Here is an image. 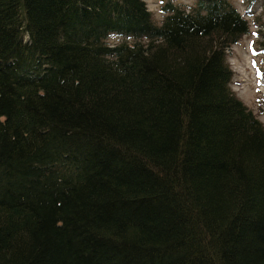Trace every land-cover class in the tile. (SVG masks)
<instances>
[{
  "label": "trees",
  "instance_id": "obj_1",
  "mask_svg": "<svg viewBox=\"0 0 264 264\" xmlns=\"http://www.w3.org/2000/svg\"><path fill=\"white\" fill-rule=\"evenodd\" d=\"M160 12L0 0V264H264V124L227 60L249 22Z\"/></svg>",
  "mask_w": 264,
  "mask_h": 264
},
{
  "label": "rangeland",
  "instance_id": "obj_2",
  "mask_svg": "<svg viewBox=\"0 0 264 264\" xmlns=\"http://www.w3.org/2000/svg\"><path fill=\"white\" fill-rule=\"evenodd\" d=\"M148 9L153 13L157 24L163 17L160 12L161 0H145ZM175 3L191 5L194 0H173ZM234 6L249 22V33L244 35L238 44L232 46L228 54V62L233 71L231 88L259 120L264 124V62L263 54L258 49L261 39L258 32L264 31L260 25L264 21L261 0H231ZM122 38L112 35L109 44H116ZM131 42V40H129ZM259 75V77L257 76ZM262 79L261 81L259 79ZM259 80L261 87H258Z\"/></svg>",
  "mask_w": 264,
  "mask_h": 264
}]
</instances>
